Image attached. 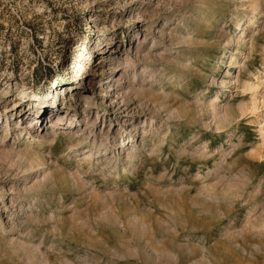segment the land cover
<instances>
[{"label": "rangeland", "instance_id": "374dc122", "mask_svg": "<svg viewBox=\"0 0 264 264\" xmlns=\"http://www.w3.org/2000/svg\"><path fill=\"white\" fill-rule=\"evenodd\" d=\"M259 71L264 0H0V264H264Z\"/></svg>", "mask_w": 264, "mask_h": 264}, {"label": "bare ground", "instance_id": "6f19581e", "mask_svg": "<svg viewBox=\"0 0 264 264\" xmlns=\"http://www.w3.org/2000/svg\"><path fill=\"white\" fill-rule=\"evenodd\" d=\"M252 28H254V29L257 28V25H254L253 27H251V29H252ZM246 31H247V30H246ZM258 73H259V75L261 74L260 77H263V76H264V71H259V72H257V74H258ZM52 127H53V126H52ZM122 143H123V145H124V144H125V141H123ZM116 148H117V149H120V146H119V145H116ZM123 149H124V147H123Z\"/></svg>", "mask_w": 264, "mask_h": 264}]
</instances>
